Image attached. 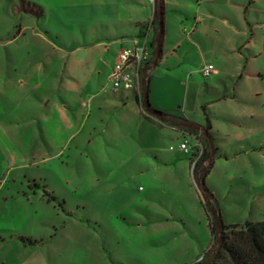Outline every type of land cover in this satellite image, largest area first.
<instances>
[{
	"label": "rangeland",
	"instance_id": "374dc122",
	"mask_svg": "<svg viewBox=\"0 0 264 264\" xmlns=\"http://www.w3.org/2000/svg\"><path fill=\"white\" fill-rule=\"evenodd\" d=\"M154 3L147 104L99 76L87 130L48 163L45 202L0 220V264H229L210 223L264 222V0H0V82L45 83L67 62L36 30L85 57L118 37L144 45L129 22ZM185 142L203 151L195 176Z\"/></svg>",
	"mask_w": 264,
	"mask_h": 264
},
{
	"label": "crops",
	"instance_id": "0c3cea01",
	"mask_svg": "<svg viewBox=\"0 0 264 264\" xmlns=\"http://www.w3.org/2000/svg\"><path fill=\"white\" fill-rule=\"evenodd\" d=\"M40 9L41 16L47 19L46 11L41 6ZM142 19L139 17L131 19L129 25L133 26L135 37L144 39V45L148 47L151 34H153L152 43L155 44L157 41L156 25L160 18L156 3L151 20ZM36 32L35 35L52 44L55 51L61 52L62 59L67 62L63 67L58 64L49 65L48 72L57 75L50 74L49 80L47 79L45 83L44 81L0 82V220L2 223L6 218L11 220L12 215L10 216L9 211L15 203L27 209L45 202L44 194L51 193L45 185L48 183L50 173L48 163L55 162L61 157L68 139L87 130L85 129V121H87L85 97L89 95L88 102L96 99L97 93L94 90L97 88L99 76L109 79L123 48L144 46L138 40L131 45L125 44L123 38L118 37L109 45L111 49H106L99 43L100 49L92 50L93 55L85 57L83 53L88 52V48L79 46L64 51L49 41L48 37L51 36L49 31L45 35L41 31L36 30ZM57 59L59 61V55ZM153 61L150 56L151 68L157 65V59ZM35 66L29 69L31 74L41 71V64ZM144 101L147 104L146 92ZM131 104L134 103L128 105ZM64 136L68 139H63ZM78 148L82 147L79 145ZM41 188L44 190L42 194ZM5 212H8L7 215Z\"/></svg>",
	"mask_w": 264,
	"mask_h": 264
},
{
	"label": "trees",
	"instance_id": "16d2710c",
	"mask_svg": "<svg viewBox=\"0 0 264 264\" xmlns=\"http://www.w3.org/2000/svg\"><path fill=\"white\" fill-rule=\"evenodd\" d=\"M29 4L37 10L34 11V14L42 15L40 6L34 3ZM161 30V35L163 36V24ZM145 92L147 93V89ZM156 114L159 116L161 115V113ZM206 158L208 160L211 159V163L208 168L199 173L202 186L204 187L205 178L209 175L213 167L212 154L206 153L202 157V163ZM200 165L201 164L198 165V163L196 164L193 172L194 176ZM209 227L215 242L218 243L222 252L226 254V259L229 261V264H264V222L248 224L244 228H240L239 226L226 227L223 225L221 218L218 217V221L216 223H210ZM203 260H201L199 264H201Z\"/></svg>",
	"mask_w": 264,
	"mask_h": 264
},
{
	"label": "built area",
	"instance_id": "2783aa9c",
	"mask_svg": "<svg viewBox=\"0 0 264 264\" xmlns=\"http://www.w3.org/2000/svg\"><path fill=\"white\" fill-rule=\"evenodd\" d=\"M151 70V62L146 44L143 47H125L117 58V62L110 74L111 90L118 93L121 90H134L140 103L144 102V94L149 83V74ZM214 70L213 65H207L203 68V77H209ZM180 150L185 154L194 156V149L189 147L188 142L180 145ZM203 152V151H202ZM198 154L196 160L192 164V172H194L197 160L200 158Z\"/></svg>",
	"mask_w": 264,
	"mask_h": 264
},
{
	"label": "water",
	"instance_id": "95a60500",
	"mask_svg": "<svg viewBox=\"0 0 264 264\" xmlns=\"http://www.w3.org/2000/svg\"><path fill=\"white\" fill-rule=\"evenodd\" d=\"M160 50L158 51V56H157V61H158V58L160 57Z\"/></svg>",
	"mask_w": 264,
	"mask_h": 264
}]
</instances>
